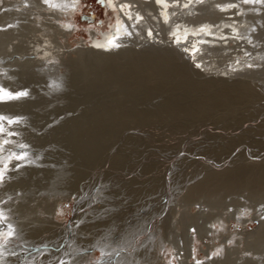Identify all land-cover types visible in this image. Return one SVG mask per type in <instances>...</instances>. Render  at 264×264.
I'll list each match as a JSON object with an SVG mask.
<instances>
[{"label": "bare ground", "instance_id": "bare-ground-1", "mask_svg": "<svg viewBox=\"0 0 264 264\" xmlns=\"http://www.w3.org/2000/svg\"><path fill=\"white\" fill-rule=\"evenodd\" d=\"M82 3L83 0H49V3H44V0H0V29H3L0 30L1 86L8 91H24L28 87L32 88L31 85L33 83L41 81L53 71L58 72L60 67L68 69V72L63 75L66 80L64 82L60 81L61 83L58 82L55 88L63 85L70 90V93L65 94V96L74 104L79 103V100H77L78 94L84 88L86 90H93L109 85H120V87H124L126 85L125 82L128 83L129 81L132 84L141 87V89L142 87H148L149 84H156L157 86L161 84L163 74H166L162 72L163 69L161 70V50H167L166 48L168 47V50L174 53L171 59H182L183 61H186V64H184L185 67L182 66L184 68L187 67L184 73H186L192 83L199 88L217 90L220 93H223L222 91L224 89H228L227 84H229L233 74H240L241 71H244L245 74L252 73L253 75L260 74L261 76H264V67H261L264 66V3H244V0H199V2L198 0H191V2L190 0H162L160 3H157L156 0H107V4H103L107 11L111 13V17L114 19L113 23L106 30L89 31L91 37L90 42L83 44L77 52L81 56L82 61L88 63L92 62V64L89 63L91 66L93 63H97L96 66H108L110 67L108 68V72H110L114 71V68L117 67V65L115 66L114 64V58L117 56H129L132 61L138 60L137 62L150 57L159 61L157 66L159 67V70L150 71L130 69L126 75L120 74L119 72L115 73L116 68L115 72L106 73L107 75H105V73L93 71L91 74L93 78L86 77L87 79L83 81V78H81V73L82 71L84 72L83 68L76 64L74 65L71 59H65L66 55L71 52L70 46L68 45L69 37L75 32V25H73L70 20L75 18L81 10ZM52 4L60 5V7L54 8L51 6ZM121 4H125L127 7L121 10ZM186 4L188 6L184 7ZM217 5L219 7H217ZM228 5L235 6L228 7ZM125 13L131 15V20L128 19V16L125 15ZM165 16L167 17V22H165ZM10 25L11 27H9ZM67 25H71V28L66 27ZM133 25H135V27H133ZM203 26H207V28L206 31L201 32L200 29ZM125 29H127L128 32H131L132 35H126ZM149 31L152 32V36H148ZM173 33H175V35H173ZM109 41H114L115 44L120 46L113 47L109 44ZM249 41H251V43H249ZM97 45H103V47H97ZM185 49H187V51H185ZM147 50H152L153 52L146 56L144 53L147 52ZM197 65H199V67H197ZM248 65H251V67H248ZM191 75L197 76L195 80ZM201 77H204V80ZM263 79L264 77L262 78V81ZM248 82L242 81L235 83L237 84L235 89L230 88L229 85V89H232V91L230 90L225 93L223 98L218 97L211 101L197 103L194 108L195 112L198 111L201 115L202 113H223V115L234 114L238 112L240 106L262 103L264 100V92L255 90L253 86H251L252 83L250 82L251 84H249ZM81 83H85V85L81 87ZM19 84L22 86L20 87ZM8 87H14V89L9 90ZM141 91H143V89ZM30 93L31 94L28 92L30 95L28 98L12 100L5 98L2 102L10 101V103H2L0 107L8 112L21 109L24 113L31 114L33 118L30 119V123L32 127H36L38 126L36 123L41 117L39 108L42 107L41 105L44 104L43 102L46 98L43 95H39L38 91L35 89ZM145 93H147V90ZM175 108L176 106L174 104L169 103L168 110L170 112H174ZM260 110H264V106H260ZM157 111H133L127 114H117L118 111L115 110V112H117L114 113L115 115L113 113L107 115L104 114L105 116L103 117L98 115L101 111L99 113L96 111L98 116H90L91 119H87L89 121H85V123H81L80 119L68 120V124L73 123V127L71 126L72 128L67 127L69 125L64 123L62 126L60 125L58 128L45 131L41 135H32L30 130L31 127L24 130V134L29 132L30 140L32 138L36 143L35 147L44 148L51 143H66L67 146L65 147L60 145L61 148H65V152L53 149L44 155L49 157V159H52L54 162L55 160H67V163L64 165L62 162H55L54 167H56V169H53L50 166L46 169L31 168L30 170L33 171H30L26 176H22L21 173H18L19 171L12 170L11 172H6L7 178H10L11 180L7 181L6 179L5 183L0 185V202L6 197H13V195L14 197L0 207L4 210L17 208L16 210H21V212L31 210L40 211V209H42V211L49 210L50 203L54 205L58 204V202L62 200L59 199V196L62 197V195L56 194L58 196L40 197H37V195H30V197H26L28 199H25L27 202L17 204L20 198L23 199L21 196L22 194L19 196L17 195V192L11 193L10 191L25 183H29L33 187H40V189L43 190H47V187L51 184L50 187L52 189L49 191L57 190V192L60 189L65 191L67 189H74L76 184L80 182L77 183V181L80 180L82 172L78 167L85 164H91L90 166H93L96 157L103 154L108 148H114L116 146L115 140L118 138L121 129L125 127V123L124 121H121V119H127L128 117L138 119V117L145 116L159 119L161 118L162 113L161 110ZM167 115L168 114H166V116ZM198 115L199 114H197V116ZM95 117L99 119L98 121L102 122L103 127L101 129L99 128V132L92 133L89 131L88 126L91 121L96 120ZM194 117L196 116L194 115ZM44 119L45 117L43 120ZM39 122L42 121H38V123ZM4 123L5 122L3 121V126L7 129V132L0 134V166H2L3 163H8V157L4 159V156H7L4 155V153H7L8 149L12 151L16 145L22 144V141H20L19 138L7 134L15 132L20 135L19 132L22 130L21 126L18 124L7 125ZM40 126L42 128V125ZM260 126L262 127V125H259V128ZM41 128H39L38 131L43 129ZM122 139H126L124 145L130 144L128 142L129 140H135V143L137 144L145 143L143 137H137L132 134L126 136L125 139ZM4 140H7L8 144H4ZM234 141L235 140H233V142ZM258 143H262L263 145L264 142L258 141ZM220 146L221 144H218L217 147ZM209 147L210 149H214L211 145ZM163 148H161V151L165 150ZM87 152L91 153L88 157L85 155ZM117 154L118 151L112 158L116 159ZM106 158L108 159L107 156ZM162 158L167 160L170 166L175 168H178V166H181L180 164L183 163V158L180 159L179 154H173V152L171 154H164ZM45 161L53 162L51 160ZM58 166H62V170H57ZM260 168V171L257 169L250 171V169L248 171L235 170L226 171L224 173H214L213 171L209 174L207 173L208 175H206L205 178L203 177L202 181H198L196 186L192 187L183 197L181 201L184 203V207L189 208H192L194 204L199 201V198H201V202L202 197L203 201L205 198H210V201L208 202L207 200L205 203L199 202L200 207L202 208H200L196 215H187L186 218L185 216H183V218L180 216L182 221L177 218L180 220L178 221L174 217L176 221L173 225L177 230H182V235H177L178 242L182 241L184 243L183 247H180L179 243L173 245V249L177 251L175 255L178 264H195L191 259L196 257V246H194V244L197 238L200 240L207 238L209 240L208 243H205L208 246V251L206 253L208 259L203 264L264 263V208L256 210V207L252 206V201L258 202L264 199V166H261ZM157 169V162L152 161V164H143V169L140 171L141 178H139L142 179L143 176L145 177V174H148L149 172L153 173ZM25 171L26 170L23 169V172ZM166 173H168V171ZM171 174L173 176V171H171ZM60 176L63 178L59 179ZM154 176L156 175H153V178ZM55 178H58L59 180L52 182ZM172 179L173 178H169L166 180L169 184V190L172 188L170 185ZM133 181L137 182L135 179ZM149 183H151L152 187L148 185L147 188H143V186L140 188H143L142 190L139 189L140 193L143 191H152L155 187L157 189L161 186L160 178L158 177L149 180ZM94 189L95 188H93V190ZM76 192L78 199L77 203L82 205L84 201H88L85 203L95 202L98 198V194L96 193L104 192V190L101 189L94 193L92 191L91 194H93V196L86 192L81 193L79 188ZM61 194H63V192ZM219 194L224 195L225 198L230 196L233 198V203H229V206H232L233 210L229 211L230 207L227 206V208H223V211L217 212L218 208H221L224 204H228L217 199L214 200V198L211 199L212 197H217ZM239 196L246 198V201L241 202V200L238 199ZM65 197H63V200H65ZM86 197L89 198L85 200ZM101 197L102 196H100V198ZM67 198L71 199V196H67ZM80 198L81 200H79ZM33 203L37 205L34 206L32 205ZM147 203L144 205L142 204V206L145 207L148 205ZM248 208L250 211L252 210V213L254 214L250 219H246V214L242 215V213H247L246 210ZM186 210L188 211L189 209L186 208ZM205 210L208 212H205ZM153 211L151 213L150 211H144L138 218L136 227H133V225L130 224L131 227H129L128 231L124 233L122 240L123 244L119 245L116 243L117 246L115 244H109L112 242L111 238L109 240H100L101 242L97 243L96 247L106 253V255L100 259V263L96 262V264H140V256H144V254L139 255L140 251L138 250L139 253H137V251L136 255H132L133 252L130 251V249L132 248L131 243L134 242V238H137V235H141L142 232L152 233L149 234L150 238L154 239V245L152 247L156 249L158 254V257L155 258L153 264H168L165 263L164 258L160 255V250L165 246V243L163 242V234L166 233V224H168L166 222L169 221L168 216L163 212L159 214V212ZM106 213L111 216L112 214L113 216L119 214L118 212L111 211H106L104 214ZM104 214L103 216H105ZM231 220L241 224L243 230L234 233L230 231L229 228L225 227L231 222ZM49 221L44 220V224H42L43 227L48 225ZM115 221L116 220H113V222H111V226L109 225L110 228L117 225L118 221ZM200 221H202V223ZM248 221H255L258 223V226L254 230L249 231L247 229ZM158 223H160V225ZM206 223L210 225H205ZM5 224H7V222H5ZM99 225H101V223H99ZM213 225L216 227H213ZM217 225L224 228L223 232L218 233ZM192 226L196 228V239L194 238V235L187 230V228H191ZM87 227L91 226L85 225L80 228V230L86 231ZM22 231V233L28 232L33 238L35 237L34 234L37 235L41 232L40 229H28ZM64 231L66 236H70V234L73 233V227L71 231L69 230V227L64 229ZM157 235H160V241L157 240ZM217 238L220 241L219 245L214 244ZM234 240V245H231ZM32 241L28 240L26 234L23 236L22 241L16 240L12 237L8 239L4 238L0 241V249L5 248L9 251V258H11L9 260H12L11 262L17 261L21 264L24 263V261L31 262L37 258L35 264H44L49 256L45 255L43 258H40L42 261H39V257H41L42 253L44 254L45 251L49 254L54 253L53 250L50 249V245L39 250L36 243ZM137 241H140L141 244L147 242L144 237H140ZM61 242H63V240ZM83 242L89 243V241L85 240ZM159 242L163 244L159 246ZM101 244L102 247H100ZM77 246L78 245L75 244V247ZM121 247L126 249L121 250ZM150 247L151 246H148V250ZM116 248L117 252L121 250L122 257L115 255V253H111L112 251L115 252ZM67 250L68 248H65L64 251L66 252ZM71 250L74 249L70 248L69 252ZM183 250L184 253L181 254V251ZM210 250L220 252V256L212 255V258H209V255L211 254ZM244 253H250L251 258L244 257ZM110 254H112V256H109ZM69 255L70 253L67 254V256ZM76 255L77 257L82 258L81 256H78V254H75V256ZM117 258L118 260H116ZM138 259H140L139 262H137ZM196 260L199 262V258ZM147 261L144 260L143 262L145 264H150V262ZM57 262H59V260ZM0 264H2V262Z\"/></svg>", "mask_w": 264, "mask_h": 264}, {"label": "rangeland", "instance_id": "rangeland-1", "mask_svg": "<svg viewBox=\"0 0 264 264\" xmlns=\"http://www.w3.org/2000/svg\"><path fill=\"white\" fill-rule=\"evenodd\" d=\"M83 16H85L87 19L83 18ZM111 16V13L107 11L105 5L101 2V0H83L81 10L78 12L75 18L70 20L72 21L71 23L75 25V32L69 37L68 45L70 46L71 52H69L70 54L68 53L66 55L65 59H71L74 65L76 64L77 66L83 68L84 72L82 71L81 73V78H83V81L87 79L86 77L93 78V76H91L93 71L105 73V75H107L106 73L115 72L116 68L115 73L119 72L120 74L126 75L130 69L150 71L159 70V67H157L159 61L150 57L145 58L144 60L139 62H137L138 60H134L136 61L134 62L129 58V56H117L114 58V64L115 66L117 65V67L114 68V71L110 72H108V68H110L108 66H106L107 68L105 66L102 67V65L96 66L97 63H93V65L91 66L90 64H92V62H89V64L88 62L82 61L81 56L77 52L83 44L90 42L91 37L89 31L108 29L114 20ZM166 49L167 50H161V70L163 69L162 72L166 73L163 74L161 84L157 86L156 84H149L148 87H142L143 91H141V87L132 84L130 81L128 83L125 82L126 85L124 87H120V85H109L103 88L101 87L99 89L102 92H100L98 88L93 90H86L84 88L79 92L77 98V100H79V103L81 99V103L74 104L68 97L65 96V94L70 93V90H68L63 85L55 88L58 82H64L66 80L65 76L63 75L68 72V69L60 67L58 72L53 71L47 77H44L41 81H38L31 85L33 89L38 91L39 95H43L46 98L43 102L44 104L41 105L42 107L39 108L41 117L38 121L42 122L38 123L37 121L36 125L38 124V126L32 127L30 119H32L33 117L31 116V114L29 115L27 113H24L21 109L8 112L4 111L0 107V115L6 116L9 119H16L18 121L16 124L20 125L22 129L19 132L20 135L17 134L11 136L19 138V140L22 141L21 145H26L27 147L22 149L20 147L21 145L18 144L15 146V148L12 149V151L8 149L7 153H4V155H7L4 156V159L12 156L13 153H16L18 155L21 152H26L28 154L27 158L23 161L16 160L15 158H13L11 162L8 161V169L6 170V172H11L12 170L17 172L19 171L18 173H21L22 176H26L30 173V171H33L30 170L31 168L46 169L50 166L53 169H56V167H54L55 162H58L59 160H55L54 162L52 159H49V157L45 155L47 152L52 151L53 149L65 152V148H61L60 145L63 147L67 146L66 143L63 144L61 142L59 144L51 143L44 148L37 146L35 147L36 143L32 138L30 140V136L28 134L29 132L27 134H24V130L30 127L32 128H30L32 135H41L45 131H50L52 129L58 128L60 127V125L62 126L64 123H67L68 120L80 119L81 123H85V121H89L87 119H91L90 116L92 115H99L103 117L105 116L104 114L107 115L117 113L115 112V110L118 111L117 114H127L133 111L156 112L157 110H161L162 113L161 118L159 119H153V117L151 118L147 116L140 118L138 117V119L129 117L127 119H121V121H124L125 127L121 129L118 134V138L115 140L116 146L114 148H108L103 154L96 157V165L94 164L93 166H90L91 164H85L78 167L79 169H81L80 171H82L80 180L77 181V183L80 181V184H76L74 189H67L66 191L60 189L57 192V190L49 191L52 189L50 187L51 184L47 187V190H43L40 189V187H33L31 186V184L25 183L22 184V186L20 185L16 187L17 190H11V193L17 192V195L19 196L20 194H22L21 196L23 199L20 198L17 204L27 202L25 201V199H28L26 197H30V195H37V197L62 195V197L59 196V199L62 200L55 205L50 203L51 205H49V210H31L32 213L31 211L21 212V210H16L17 208H14L12 210L3 209L4 219L0 220V241L1 239L3 240L4 238L8 239L11 237L16 240L22 241L23 236L26 234L28 240H33L32 242L36 243V246H38L37 248H39V250L41 248H45V246L48 247V245H50V249H52L54 253L49 254L47 251H45L44 254L42 253L43 256L41 255V257H39V261H42V259L40 258H43L45 255L49 256L45 260L44 264H96V262L100 263V259H102L104 255H106V253L96 247L97 243L101 242L104 239L109 240L111 238L112 242L109 244H115L116 246L117 244H123L122 240L124 237V233L128 231L129 227H131V225H133V227H136L137 220L144 211H150L151 213L154 210L153 212L157 211L159 212V214L161 212L167 214L169 220L166 222L168 223L166 224V233L163 234V242L165 243V246H163L164 248L160 250V255L164 258L165 263L178 264L175 255L177 251L173 249V245L179 243L180 247H183L184 243L182 241L178 242L177 236L180 234L182 235V230H177V228H175L173 224H175L176 220L180 221L183 216H185L186 218L187 215H196L199 212L200 208H202L199 204V202H201V198L198 199L199 201H197L192 208L184 207V203L181 200L190 191V189L196 186L198 181H202L203 177L205 178L206 175L213 171L214 173H224L226 171L235 170L248 171L250 169V171L256 169L260 171V167L264 166V143L263 145L262 143H258V141L264 142V110H260V106H264V100L262 101V103L260 102L253 103L251 105L246 104L244 106H240L238 112L234 114L231 113L223 115V113H202L201 115V113H198V111L195 112L194 108L195 105L199 102L211 101L214 98L218 97L223 98L225 93L230 90L232 91L233 88L235 89L237 87V84L235 83L242 81H249L248 83H252L253 85L251 84V86H253L255 90L264 92V79L262 81V78L264 76H261L260 74L253 75L252 73L245 74L244 71H241L240 74L237 73L231 76L229 84H227L228 89H224L222 91L223 93H220L217 90H206L204 88L197 87V85L195 86V84L192 83L187 74L184 73L187 68H184V64H186V61H183L182 59H171L174 53L168 50L169 47ZM151 52L153 51L147 50L144 55L148 56ZM83 65L86 66L84 67ZM191 76L194 80L197 77L196 75ZM201 78H203L204 80V77ZM83 85H85V83H81V87H83ZM229 85L232 89H229ZM19 86L21 87L22 85L19 84ZM8 88L9 90L14 89V87ZM32 88L28 87L26 88V91L31 94L30 92L33 91ZM146 90L147 93H145ZM29 94L26 97L22 98H28L30 96ZM2 103H10V101H0V106ZM169 103H172L176 106L174 112H170L168 110ZM96 111L98 113L100 111L101 112L98 114ZM166 114L168 115L166 116ZM197 114L199 115L197 116ZM194 115L196 117H194ZM44 117L45 119L43 120ZM95 119L97 121H91L90 125L88 126L89 131L92 133L99 132V128L101 129L103 127L102 122L98 121L99 119H97L96 117ZM4 122V124L8 125L7 121ZM40 125H42L43 129ZM68 125L69 126L67 127H73V123H69ZM259 125H262V127L260 126L261 129L259 128ZM39 128H41L42 130L38 131ZM241 131L243 132V134ZM131 134L137 137H143L146 144H137L135 143V140H129L128 142L130 144L124 145V141L126 140L125 137ZM122 138H124L125 140H123ZM233 140L235 141L233 142ZM218 144H221V146L217 147ZM210 145L211 147H214V149H210ZM161 148L165 150L161 151ZM117 151V158H112L117 153ZM251 151L253 154L251 153ZM172 152L173 154H179L180 159L183 158V163H181V166H178V168L170 166L169 162L162 158L164 154H171ZM85 155L86 157H88L91 155V153L87 152L85 153ZM106 156L108 157V159L106 158ZM29 160L34 161V163L29 164ZM45 160H51L53 162H46ZM152 161L157 162V172H149L148 174H145V177L143 176L142 179H140V171H142L143 169V164H152ZM59 162H62L65 165L67 163V160H60ZM17 165H19V167H17ZM61 167L62 166H58L57 170H62L63 167ZM23 169H25L26 171L23 172ZM169 170L173 171L175 175L173 174L172 176L171 171ZM167 171L168 173H166ZM153 175H156L158 178H160L161 186L157 189L155 187L154 189H152V191H143L142 193H140L139 189L141 187L144 186L143 188H147L148 185L152 187L151 183H149V180L157 178L156 176H154L153 178ZM61 178L63 177L60 176L59 179ZM169 178H173L172 182L170 181V185L172 187L170 190L169 184L166 182V180ZM59 179L55 178L54 180H52V182ZM134 179L137 180V182L133 181ZM10 180V178L7 179V181ZM77 187L79 188L81 193L86 192L88 194H91L92 191L94 193L101 189L104 190V192L96 193L98 194V198L96 197L97 199L95 202H93L94 204L92 202L85 203L88 201H84L82 205H79L77 203ZM93 188L95 189L93 190ZM62 192L63 194H61ZM91 195L93 196V194ZM99 195L102 197L100 198ZM67 196H71V199H68ZM63 197H65V200H63ZM8 198L9 197L4 198L3 201L0 202V206L7 203L9 201ZM88 198L89 197H86L85 200H87ZM213 198L214 200L217 199L221 202L228 203L224 204L225 206L223 205L221 208H218L217 212L223 211L225 208H227V206L230 207L229 211L233 210V207L229 206V203H233V198L231 196L225 198L224 195L219 194L217 195V197H212L211 199ZM209 199L210 198H205L203 201L202 197L201 203H205L207 202V200L209 202ZM238 199L241 200V202L246 201V198L242 196H239ZM79 200H81V198ZM258 202L252 201V206L256 207V210L263 209L264 199ZM145 203H147L148 205L143 207L142 204L144 205ZM32 205L35 206L37 204L33 203ZM186 208L190 211H187ZM0 209L2 208L0 207ZM105 210L118 212L119 214L113 216V214L111 213V216L107 213L104 214L106 212ZM246 211V219L252 218L254 215L252 213V210L250 211V209L248 208ZM205 212L208 211L205 210ZM9 213H11L12 215ZM103 214L105 216H103ZM180 216L182 218H180ZM174 217L176 218V220L174 219ZM177 218H179L180 220ZM44 220L50 221L48 225H45L43 227L42 224H44ZM113 220L118 221L117 225L113 228H110L111 222H113ZM5 222H7V224H5ZM200 222L202 223V221ZM99 223H101V225H99ZM158 224L160 225V223ZM9 225H11V227H9ZM85 225L91 227H87L86 231H81L80 228L84 227ZM205 225L209 226L210 224L206 223ZM257 226L258 223L255 221L247 222V229L249 231L254 230ZM65 227H69L70 231L73 227V233H71L70 236L65 235ZM225 227L229 228L230 231L234 233L241 232L243 230V226L234 220H231V222ZM28 229H40L41 232L37 235L33 233L35 235V237L33 238L28 232L22 233V230ZM187 230L192 235H194V238H197L195 233L196 228L194 226H192L191 228H187ZM223 230L224 228L217 225L218 233L223 232ZM149 234L152 233L142 232L141 235H139L141 238L144 237L145 241L147 240L146 243L141 244L140 241H137L140 238L138 235L137 238H134V242L131 243L132 248L130 249V251L133 252L132 255H136L137 253H139V251V255L144 254V256H140L141 261L140 259L137 260V262L140 261V264L141 262L142 264H145L143 262L144 260H150L147 262L153 264L155 262V258L158 257L156 249L152 247L154 245V239L150 238ZM157 237V240L160 241V235H157ZM62 240L63 242H61ZM84 240L89 241V243L83 242ZM208 242L209 240L207 238H205L204 240H200L198 238L196 239L194 244V246H196V257H193L191 259L193 263L203 264L204 262H206V260L208 259V256L206 255L208 246L205 243ZM234 243L235 240L231 243V245H234ZM75 244H77L78 246L75 247ZM162 244L163 243L159 242V246H161ZM214 244H220L218 238L215 240ZM148 246H151L149 250ZM100 247H102V244L100 245ZM138 247L141 249H139ZM65 248H68L66 252L64 251ZM70 248L74 250H71L69 252ZM125 249L121 247V250ZM121 250L117 252L116 248L115 252L112 251L111 253H115V255L122 257ZM8 252L9 251L5 248L0 249V263L2 262V264H19V262L17 261L11 262L12 260H9L11 258H9ZM69 253L70 255L67 256V254ZM183 253L184 250L181 251V254ZM210 253L211 254L209 255V258H212V255L216 253H219V255L216 256H220V252L216 250H210ZM75 254H78V256H81L82 258L77 257V255L75 256ZM112 254H110L109 256H112ZM243 256L251 258L250 253H244ZM197 258H199V262L196 260ZM36 259L37 258H35L31 262L24 261V263L21 264H35ZM58 260L59 262H57ZM116 260H118V258Z\"/></svg>", "mask_w": 264, "mask_h": 264}, {"label": "snow or ice", "instance_id": "snow-or-ice-1", "mask_svg": "<svg viewBox=\"0 0 264 264\" xmlns=\"http://www.w3.org/2000/svg\"><path fill=\"white\" fill-rule=\"evenodd\" d=\"M102 3L104 4H107V0H101ZM157 3H160L162 2V0H156ZM191 2V0H190ZM199 2V0H198ZM256 3V2H260V3H264V0H244V3ZM44 3H49V0H44ZM52 7L56 8V7H60V5H56V4H52L51 5ZM188 5H184V7H187ZM235 5H228V7H234ZM125 7H127V5L125 4H121L120 5V8L121 10H123ZM217 7H219L217 5ZM125 15L128 16V19L131 20V15L125 13ZM138 15V14H137ZM165 22H167V17L165 16ZM11 27V25L9 26ZM66 27L68 28H71V25H67ZM133 27H135V25H133ZM206 28L207 26H203L201 27L200 31L201 32H204L206 31ZM0 30H3V29H0ZM125 34L128 35V36H131L132 33L131 32H128L127 29H125ZM173 35H175V33H173ZM148 36H152V32L149 31L148 32ZM249 43H251V41H249ZM109 44L113 47H119L120 45L118 44H115L114 41H109ZM97 47H103V45H97ZM185 51H187V49H185ZM197 67H199V65H197ZM248 67H251V65H248ZM28 95V92L25 90V91H8L6 88L0 86V101H3L5 100V98L9 99V100H12V99H19V98H22V97H26ZM3 121H7V123L9 125H13V124H16L18 121L16 119H9L8 117L6 116H2L0 115V134H4L7 132V129L4 128L3 126ZM8 135H16L17 133L15 132H10V133H7ZM4 144H8V141L7 140H4L3 141ZM22 149L27 147L26 145H21L20 146ZM27 153L26 152H21L20 154H16V153H13L12 156H9L8 157V161L11 162V160L13 158H15L16 160H19V161H23L27 158ZM29 164L31 163H34V161L32 160H29L28 161ZM17 167H19V165H17ZM8 169V163H3L2 166H0V185L4 184L6 179H8L6 177V170ZM9 200L12 199V197L10 196L8 198ZM243 214H246V213H242ZM4 219V215H3V209H0V220ZM9 227H11V225H9ZM213 227H216L215 225H213ZM231 243V242H230ZM214 255H219V253H216Z\"/></svg>", "mask_w": 264, "mask_h": 264}, {"label": "water", "instance_id": "water-1", "mask_svg": "<svg viewBox=\"0 0 264 264\" xmlns=\"http://www.w3.org/2000/svg\"><path fill=\"white\" fill-rule=\"evenodd\" d=\"M83 18L87 19L85 16H83Z\"/></svg>", "mask_w": 264, "mask_h": 264}]
</instances>
